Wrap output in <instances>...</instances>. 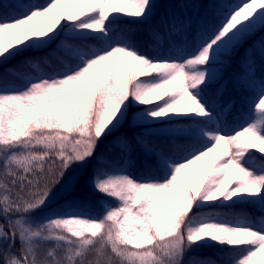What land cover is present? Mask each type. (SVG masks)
Masks as SVG:
<instances>
[{
    "label": "snow or ice",
    "instance_id": "6c2138e0",
    "mask_svg": "<svg viewBox=\"0 0 264 264\" xmlns=\"http://www.w3.org/2000/svg\"><path fill=\"white\" fill-rule=\"evenodd\" d=\"M152 8V0H27L10 16L0 13V64L63 36L48 54L56 66L30 57L21 63L31 73L6 70L20 86L0 79L2 264H184L187 251L213 242L236 252L232 264H264V219L194 211L209 202L253 203L264 211V157L249 151L264 153V80L248 98L239 130H225L230 106L217 111L204 91L218 78L213 69L222 58L264 30V0L229 8L190 49L169 56L142 52L130 30L117 27L125 17L148 19ZM132 107L140 110L130 118ZM126 120L187 125L169 131L190 143L177 145L180 157L159 154L158 177L95 168L89 183L107 205L99 216L79 215L69 204L63 215L34 220L72 166L86 165L101 138ZM213 152L201 178L193 166ZM17 242L18 255L11 253Z\"/></svg>",
    "mask_w": 264,
    "mask_h": 264
},
{
    "label": "trees",
    "instance_id": "16d2710c",
    "mask_svg": "<svg viewBox=\"0 0 264 264\" xmlns=\"http://www.w3.org/2000/svg\"><path fill=\"white\" fill-rule=\"evenodd\" d=\"M43 1V0H41ZM236 0H152V12L148 19L143 21H136L135 18L125 17L123 21L118 24L121 30L129 31V35L137 47H140L148 52L149 55L169 56L173 53H178L181 49L177 42L181 38L189 34L194 43L199 33L202 30H207L219 23L221 14L226 12L231 3ZM19 2H9L8 0H0V13L6 15L18 10ZM192 8L199 9L195 20L191 19L190 11ZM158 36L159 40L154 39ZM63 37V36H62ZM264 40V30H257L253 35L247 36L243 39L241 44L232 52L231 55H225L222 58L220 75L210 84L209 88L213 90V98L217 91L220 82L224 79H229L233 84L227 91L223 93L224 97L234 98V106L226 114V121L230 128L239 126L246 118L249 112L248 98L250 94H244L241 90L244 89L249 93L250 87L243 83L244 77L248 71V50L254 48V52L258 56V67L264 70V56L261 55L262 48L261 41ZM171 43L168 45V43ZM57 48L54 42L47 48L41 50H28L20 55L15 56L7 63L0 64V79L6 80L8 84L21 83V80L16 76L11 75L6 70L18 67L21 75L31 73L32 69L21 62L30 57H47L52 66L57 65L55 56H49ZM62 55V53H60ZM43 66V61H41ZM264 80V78L262 79ZM167 97H165L166 99ZM162 101H156L160 103ZM144 105L140 106L143 109ZM140 109L132 107L129 109V117ZM169 122H149V123H130L126 120L120 128L111 134L102 137L96 147L95 155L88 161L84 171L77 177L75 185L71 190L60 196L51 205L38 209L36 214L37 221L43 220L52 214L63 215L69 204L75 206L76 210H82L94 215L102 214V205L105 204L106 198L92 189L89 183V177L97 167H107L109 170L118 169L126 162L128 156L124 138L127 141H132L136 147L139 155V171L143 175H161L160 170L156 167L159 154L163 153L166 156L180 157L184 151L183 147L177 145H186L190 140L183 135H172L167 132V129H162L155 135L146 134L147 128L154 125H167ZM172 124V123H171ZM145 136L150 139L146 141L142 138ZM258 159L264 157L263 153L256 149H250ZM210 164L208 169L212 166ZM76 165L66 173L65 179L61 185L57 186L54 194L63 188L71 180L74 175ZM207 169V172H208ZM207 172L201 178L206 179ZM109 204H115L114 200H109ZM200 213H215L216 215L232 218L235 216H247L253 221H260L264 219V211H261L253 203H237L221 206L217 203L209 202L208 206L203 209H194ZM33 212V213H35ZM167 239V238H166ZM7 249L8 245L5 244ZM20 244L16 243L11 248L12 254H19ZM236 252L227 245H220L218 243L205 244L203 246H194L190 251L184 255V264H192L196 261L197 264H232ZM91 258V257H90ZM2 264V258H0Z\"/></svg>",
    "mask_w": 264,
    "mask_h": 264
},
{
    "label": "rangeland",
    "instance_id": "374dc122",
    "mask_svg": "<svg viewBox=\"0 0 264 264\" xmlns=\"http://www.w3.org/2000/svg\"><path fill=\"white\" fill-rule=\"evenodd\" d=\"M8 1L9 2H14V3L19 2V0H8ZM24 2H27V0H24ZM34 2L38 3V4H46V3L50 2V0H43V1L34 0ZM243 2H247V0H236L235 2L230 4L229 8H231V7H233V6L237 5V4H242ZM63 6L64 5H61V7H63ZM16 11L17 10L13 11L12 13L6 14V15L10 16L11 14H13ZM198 12H199L198 8H196V9L192 8V10L190 11V16H191L192 20H195ZM117 27L119 28L118 25H117ZM61 40H63V37H60L59 39L54 41V44H55L56 48L60 44ZM170 44L171 43L169 42L168 45H170ZM177 44H178V46L180 48L187 47V48L190 49L193 46L194 43L192 42L190 35L186 34V35H184L181 38V40L179 42H177ZM138 48L142 52L148 53L146 50H144V49H142L140 47H138ZM261 55L264 56V49L262 50ZM247 62H248V71H247V74L244 77L243 83L245 82L246 85L251 88L250 91L253 92V93H249V92L245 91L244 89H242L241 91L244 94H250V96L252 97L253 95H255V91L259 89L260 81L264 78V70H262L261 68L258 67L259 66L258 65V56L254 52V48H251V49L248 50ZM249 65H251V67L254 68V74H252L249 71ZM213 70L216 73H218V76L220 75L221 67H220L219 64L216 65ZM232 84L233 83L229 79H224L223 81H221L220 85L217 88V90L218 89H222V94L217 95V91H216L214 98H213V90H211L209 88L210 85L204 90L205 91V95L210 100L215 101L216 104L218 105V107L216 109L217 111H221L222 109H224L225 106H230V110L232 109V107L234 105V102H235V99L234 98H229V97H224V95H223V93L225 91H227ZM9 86L18 87V86H20V84L19 85H17V84H9ZM227 112H226V114H227ZM226 114L222 117L223 121L226 123V129L225 130H239V126H242L244 124L245 120L239 126H237V127L232 129V128H230V125L226 121ZM180 127H187V125L177 124V123H172V124L170 123V124H167V125H154V126L148 127L146 129L147 130L146 134L155 135L158 132H160V130H162V129H167V132L172 134L169 131V129H171V128H180ZM142 138L144 140L148 141V142L150 141V139L145 137V136H142ZM126 150H127V154H128V156L126 158V162L123 165H121L120 167H118L117 170L126 169L127 172H129L132 176H134L136 178H147L149 176H152V177L160 176L159 174H155V175H143V174L141 175L140 174V172H139V155H138L136 147H135V145H134V143L132 141H127ZM216 155H217L216 152L209 153V155L207 157H205L203 161L198 162L197 165L193 166V168H195V169H197L199 171L200 176H204L206 174L207 169L210 166V164L213 163ZM263 155H264V153H263ZM172 157H174V156H172ZM129 162H130V164H129ZM85 166L86 165L81 166V165L77 164L76 168L74 167L75 172H74V175L71 177V180L66 184L65 187L59 188V190L55 193V195L52 196L51 199L47 202V205L45 207L51 205L60 196L64 195L66 192H68L69 190H71L73 188V186L75 185V182L77 180V177L84 171ZM231 179H232V176L229 175L228 179L224 180V187H228L229 186V181ZM198 182L199 181L194 182L193 186H195V183H198ZM42 208H44V207H42ZM76 211H77V213L79 215H82V216H86L88 214H92V213H89V212H86V211H82V210H76ZM36 213L37 212L31 214V216H32V218L34 220H36V218L38 217V214H36ZM95 216H97V215H95Z\"/></svg>",
    "mask_w": 264,
    "mask_h": 264
}]
</instances>
